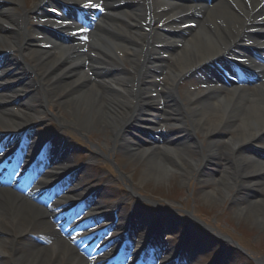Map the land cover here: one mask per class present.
Listing matches in <instances>:
<instances>
[{"label":"bare ground","instance_id":"6f19581e","mask_svg":"<svg viewBox=\"0 0 264 264\" xmlns=\"http://www.w3.org/2000/svg\"><path fill=\"white\" fill-rule=\"evenodd\" d=\"M141 1L144 2V7L146 2ZM0 2L4 4L0 8V53L12 51L14 58L18 56L21 60L19 62H23L30 75L38 78L42 90L41 97L31 95L27 100L14 102L15 97L3 93V70L0 73V109L16 103L22 111L27 110L33 114V120L29 118L32 122L39 117L35 104L40 98L45 99L43 107L48 111H54L55 108L58 111L70 103L78 114L72 120L70 114L63 113L64 118L71 120L69 125L76 132L92 125L103 128L104 132L108 130L112 140L110 153L116 154L118 150L127 148L138 160L145 161L149 168L143 176L144 179L154 178L162 181L175 173H181L185 183L192 180L206 185L214 183L212 186L215 189L208 192L207 196L219 197L234 206L236 204L238 212H247L264 224V198L261 199V196L250 200L246 196L249 188H260L264 193V183L261 180L264 175V158L246 153V149L257 143L263 144L264 148V80L254 85L242 83L228 86L223 83L214 66V61L219 57L233 56L230 45L235 42L237 36L247 34L251 29L264 28L263 13L256 18L250 17L249 24L256 25L246 30L244 26L251 12L244 0H217L199 10L196 3L189 1L148 0V10L143 8L140 11H119L116 14H122L125 22L112 21L110 26L113 25L118 31L121 27L120 33H125L131 38L107 40L98 36L94 40V48H90L89 52L102 58L103 62L97 65H117L120 70H125L126 74L105 78L102 83H97L89 82L90 73L78 75L73 66L68 64V61H78L81 65L89 61V65L93 64L77 47L59 45L55 49V55L37 47L41 42L36 39L39 35L36 28L40 23L36 21L39 1L34 2L30 9L25 8V0ZM110 10L114 12V7L111 6ZM187 12L188 16L184 14ZM159 17H164L161 21L168 32L163 34L157 29L153 33H146L141 22L144 23L146 18L158 22ZM189 22H196L197 27L185 29ZM172 28L178 29L176 33L172 34V30H169ZM101 34H106L104 28ZM228 36H231L229 41ZM248 41L243 40L240 44H247ZM159 44H165V48L161 50ZM251 44L264 45V41L253 40ZM235 45L239 48V44ZM161 51L167 54L163 56ZM70 54H75L78 60L76 57L74 61L70 60ZM254 62L256 61L250 58V63L247 64L253 66ZM257 62L253 69H259L264 76V63ZM92 69L95 70L96 67L89 66V71ZM158 71L162 72L169 83L158 82ZM96 72L99 73V68ZM191 77H197V88L185 92L184 99L179 98L178 83ZM60 81L66 82L61 86ZM87 81L89 84L82 87ZM30 82H34V79H30ZM160 84L163 87L161 91L157 88ZM61 98L62 102H58ZM161 99L172 103L178 120L188 123L186 131L189 132V137L192 139L194 133L200 134L203 145L192 140L190 144L182 146L190 151L182 153L179 144H167L165 149L159 151L151 147H137L126 141L127 129L132 126H149L155 122L152 117L155 112L152 109L155 105H161ZM56 102L58 104H55ZM167 114L163 113V116L168 117ZM173 121L176 122V119ZM158 123L163 124L161 121ZM165 124L169 125L168 118ZM172 127L178 126L173 122ZM61 131L63 128L57 130L56 140L60 139L61 134L58 132ZM226 131L230 132V136L224 138ZM165 153L170 154L169 159L165 158ZM222 157L225 158V165L219 174L218 184L211 178L202 176V172L212 166V163H223ZM133 186L131 184L128 187L131 192H135L136 188ZM101 192L102 189H98V194L101 195ZM102 209L108 212L107 222L130 224L135 232L142 233L145 236L142 237V247L145 251L150 250L152 246L166 247L169 253L174 251L175 248L165 243L162 238L165 222L157 225L151 223L136 207L131 212H125L117 204L106 205ZM161 211L159 213H163ZM51 212L26 196L8 189L0 190V262L7 260V264H113L100 255L99 247L95 249L97 258L83 257L86 242L82 239L79 246L74 241L72 246L71 240L66 239L51 223ZM88 234L89 246L94 239L104 241L103 233L99 229ZM191 243L194 249L189 247ZM216 244L218 247L220 243H212L213 246ZM212 245L204 242L198 234L192 233L187 242L177 249L188 253L191 258H197L195 264H201L199 256L208 252ZM154 257L159 263L164 262L159 252H155ZM120 260L125 264L153 262L145 261L143 252H135L133 248L128 249ZM222 262L218 260L213 264ZM258 263L264 264V261L260 260Z\"/></svg>","mask_w":264,"mask_h":264},{"label":"rangeland","instance_id":"374dc122","mask_svg":"<svg viewBox=\"0 0 264 264\" xmlns=\"http://www.w3.org/2000/svg\"><path fill=\"white\" fill-rule=\"evenodd\" d=\"M113 38L119 39V36H114ZM29 44L33 45L32 43ZM100 68L102 69L99 73L90 72L92 75L91 80L96 78L103 82V79L106 77H119L126 74L125 70H120L114 65L110 66V68L105 67L104 71L103 66H100ZM116 68H118V71H115ZM158 76L163 82L169 83V80L162 78V72L161 75L159 73ZM23 79L26 82L27 89L24 88L23 92L20 91L21 95H24L25 97H30L31 95H37L39 97L42 95L38 79L34 78V84H30L25 77H22V80ZM197 81V77H191V79L180 83L177 87L179 98L184 99L185 92L192 91L194 88H192L191 85H197ZM157 88L162 90L163 87L159 85ZM63 89H65V87ZM62 99L63 98L59 99L58 102H62ZM155 99L157 98L155 97ZM43 102L44 101L39 100V102L37 101L35 104L36 109H38V111H36L38 116H40L41 112L45 114V117L44 115L43 117L44 120H46L44 124L46 127L43 132L47 135L49 134L51 137H56L58 135L57 130L63 128V131L58 132L61 134L59 135L60 139H63L65 136H70L69 142H65V146L71 147L72 145L74 149L72 152L73 156L76 157L79 163L86 164V172L81 176L84 183L96 184L102 189L105 196L110 200V203L117 204L124 209L125 212H131L133 208L136 207L145 215L146 219H149V221L155 225L165 222V232L167 234L164 236V239L172 247L183 245L187 242L188 236L192 233L198 234L199 237L204 242H208L209 245H212L213 242H220L207 231V228L211 230L210 227L217 231L220 230L219 232L222 235L230 236L238 240L244 247L241 251L231 250L224 247L222 244H219L218 247L217 244L215 246L212 245L208 249V252H206L207 254L203 253L199 256L201 264H213L216 260H222L223 262L220 264H259L258 262L260 260L264 261V224H261L257 217L247 214V212H244L243 214L238 212L236 204L234 206L228 201L224 202L219 197L207 196L206 194L208 192L215 189V187L212 186L214 183H211V185H206L204 183L199 184L194 182V180L185 183L180 175L181 173H175V175L162 181L154 178L144 179L143 176L147 174L149 168L148 165L145 164V161L141 162L138 160L127 148L118 150L115 156L110 153L112 140L110 139V133L108 130H106L107 132H104L103 128L94 125L87 127L85 130H79L86 139V143L84 140H81L82 143L79 144L77 141L80 138L78 137L77 132L69 125L71 120L64 118L63 115V113H66L67 115L70 114L71 119H75L78 114L75 107L68 103L58 111L55 108L54 111H52V114H54L53 119L54 121L60 122V124L55 125L47 110L42 109L44 108ZM58 102L55 104H58ZM161 102L165 106L164 108L162 106L156 107L155 105L153 109H156V111L159 112L165 111L170 113L171 115H168V118L171 121V124L174 122L178 127L171 131H168L169 129L166 128L159 129L155 126L142 127L139 128L141 131L137 132L134 130L135 127L132 126V128L129 130L127 129L125 132L126 141L141 148L149 145L148 147L159 151H161V149L167 144H177L176 141H179L178 144L181 146L180 150L182 153L190 151L182 146H185L186 143V145L190 144L192 140L196 142L199 141L203 145V140H200L202 138L200 134L194 133L192 139L188 136L189 132L186 131V129H188V123L178 120L177 113L175 114V112H173L174 106L172 103L165 102L163 99H161ZM41 106L42 108H40ZM48 118L51 120H48ZM173 119H176V122L173 121ZM149 135L152 136V138ZM227 136H230V132L226 131L224 138ZM87 143H89L90 146ZM93 144L96 147L90 150V148L93 147ZM175 144H173V146H176ZM97 148L99 151H97ZM165 155L167 156H165V158L169 159L168 156H170V154L167 155L165 153ZM101 156L107 157L110 160ZM221 160L223 163L217 161L212 163V166H208L202 172V176H207L208 178L206 179L211 178L213 182L218 184V180L220 179L219 174H221L225 165V158L222 157ZM154 161L156 160L154 159ZM108 165H111V167ZM261 180L264 183V175ZM131 184L136 188L134 192L135 195L139 194L141 197H146V201L150 200L163 205L164 207L175 209V211L179 210L176 212L178 215L172 217L168 213L169 211L159 213V210H155L154 208H145V206H149V204L144 203L142 200H137L136 197L130 195L128 187L131 186ZM246 196L250 200H256L261 196V199H263L264 193L261 192L260 188H249V190L246 191ZM170 213L173 214V212ZM189 218H192L197 222L194 221V223L190 221ZM199 222L204 223L206 229L202 228L199 225ZM168 231L170 232L168 233ZM190 247H194L192 243L190 244Z\"/></svg>","mask_w":264,"mask_h":264},{"label":"snow or ice","instance_id":"6c2138e0","mask_svg":"<svg viewBox=\"0 0 264 264\" xmlns=\"http://www.w3.org/2000/svg\"><path fill=\"white\" fill-rule=\"evenodd\" d=\"M90 6L93 7V8H97V7H99V6L96 5V4H91V5H90V4L86 3V4L83 5V7H85V8H88V7H90ZM101 10H102V9H101Z\"/></svg>","mask_w":264,"mask_h":264}]
</instances>
